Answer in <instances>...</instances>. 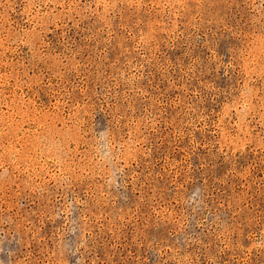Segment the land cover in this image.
<instances>
[{
    "label": "rangeland",
    "instance_id": "1",
    "mask_svg": "<svg viewBox=\"0 0 264 264\" xmlns=\"http://www.w3.org/2000/svg\"><path fill=\"white\" fill-rule=\"evenodd\" d=\"M0 264H264V0H0Z\"/></svg>",
    "mask_w": 264,
    "mask_h": 264
}]
</instances>
